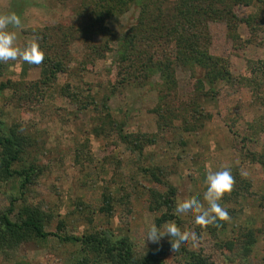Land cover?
Instances as JSON below:
<instances>
[{
	"label": "rangeland",
	"instance_id": "rangeland-1",
	"mask_svg": "<svg viewBox=\"0 0 264 264\" xmlns=\"http://www.w3.org/2000/svg\"><path fill=\"white\" fill-rule=\"evenodd\" d=\"M79 1L0 0V15L15 13L20 17V28H8L16 34V47L23 49L34 36L41 46L42 34L54 32L55 36L57 28H65L72 22L73 9ZM235 13L243 20L252 15L255 24L249 27L242 22L235 32L229 31L224 22L207 24L211 37L209 53L226 60L232 76L230 81L218 84L213 97L204 102V110L211 114V119L200 131L185 132L181 121L176 120L171 128L159 132L153 113L157 95L150 86L119 88L111 96L108 107L115 121L123 124V132L158 134L155 144L146 146L141 155L114 132L108 135L107 126L100 136L94 135L93 128L99 126L93 122L95 113L91 109L79 110L59 95L66 85L78 88L84 96L92 94L98 101L109 92L115 80V43L102 59H88L83 44L73 43L68 48L70 56L63 58L67 71L58 75L53 90L41 103L18 104L10 98L11 91L0 97L5 123H22L30 138L37 142L36 159L45 172L32 188L28 201L42 203L53 214V222L46 231L57 233V223L64 221L60 236L79 237L92 229L109 230L115 237H128L136 249L144 250L154 243L146 241L149 224L156 216L148 211L149 190L163 193L166 189L138 173V166L166 167L171 174L167 180L177 190L176 203L193 199L200 200L205 207L206 175L230 169L242 186L249 188H239L235 183L232 192L225 195L221 204L230 220L218 221L223 226L215 228V232L196 225L194 217L178 214L183 222L181 231H194L199 237L196 247L189 244L185 250L201 252L213 264H238L241 235L251 229L255 231L256 243L249 261L263 264L264 105L257 104L249 88L239 81L250 78L251 63L264 61V5L239 6ZM137 16L138 9L131 7L110 19L109 27L122 36ZM58 37L59 34L55 40ZM0 64L2 83L11 81L27 86L40 77V65L29 64L20 57ZM176 78L179 94L190 97L194 81L191 72L177 68ZM157 80L155 75L151 82ZM14 188L15 184L0 183V210L9 205ZM105 191L111 193L113 201L128 193L129 205L114 206V212L105 216L99 211ZM166 241L170 240L165 237L158 243ZM77 249L76 243L62 242L51 235L44 242L23 245L14 256L0 255V264H72ZM185 255L183 250L174 252L171 248L164 260L166 264H185Z\"/></svg>",
	"mask_w": 264,
	"mask_h": 264
},
{
	"label": "trees",
	"instance_id": "trees-1",
	"mask_svg": "<svg viewBox=\"0 0 264 264\" xmlns=\"http://www.w3.org/2000/svg\"><path fill=\"white\" fill-rule=\"evenodd\" d=\"M253 4L264 5V0H80L73 9L72 22L65 28H57L55 36L59 34L58 39L55 40L54 32L47 36L42 34L40 50L44 59L38 64L39 79L27 86L18 82H0V97L11 91L10 98L18 101V104L41 103L53 90L58 75L67 71L63 58L70 56L68 48L73 43L83 44L88 51V59L104 58L105 52H109L115 43V80L109 92L107 90L106 94H102L98 101L92 94L84 96L78 88L66 85L59 90V95L69 99L79 110L91 109L95 113L93 122L99 126L93 128L94 135L100 136L107 126L108 135L114 132L123 143L132 146L141 155L146 146L155 144L158 134L131 135L123 132V124L115 121L110 113L108 102L111 96L119 88L150 86L157 95L153 113L157 117L159 132L171 128L176 120L181 121V128L185 132L200 131L205 122L211 119V114L204 110V102L213 97L218 84L230 81L232 76L227 61L209 53L211 37L207 24L224 22L231 32H235L242 22L250 27L255 24L253 16L239 19L235 8ZM131 7L138 9L136 21L124 35L118 36L109 27L108 21L128 12ZM95 40L101 43L96 44ZM177 68L188 70L193 76V91L188 98L179 94ZM155 75H158V80L151 82ZM249 77L239 82L249 88L257 104L264 105V61L250 64ZM1 116L2 109L0 183L15 184L16 188L9 205L0 210V255L14 256L23 245L44 242L52 235L62 242L78 245L72 264H166L164 257L167 250L172 248L170 241L151 243L139 251L128 237H115L109 230L92 229L79 237L60 236L58 233L63 231L65 223L59 221L55 235L46 231L53 222V214L42 203L28 201L32 188L45 172L36 159L37 142L30 138L22 123L7 124ZM136 171L166 189L163 193L156 189L149 190L148 211L156 215L153 222L159 227L175 221L181 229L182 219L174 214L177 190L167 180L170 171L158 165L138 166ZM233 177L241 188L242 184ZM127 198L128 193H125L119 196L118 201H113L111 193L105 191L99 211L110 216L114 206L129 205ZM218 226L221 228L223 225L217 221L212 228H207L215 232ZM254 233V230L246 229L241 235L238 264H253L249 261V254L256 243ZM226 247L230 249V243ZM181 250L186 254L185 264H213L201 252L186 251L185 248Z\"/></svg>",
	"mask_w": 264,
	"mask_h": 264
},
{
	"label": "clouds",
	"instance_id": "clouds-1",
	"mask_svg": "<svg viewBox=\"0 0 264 264\" xmlns=\"http://www.w3.org/2000/svg\"><path fill=\"white\" fill-rule=\"evenodd\" d=\"M9 26L15 28L22 26V21L17 14L0 15V62H8L20 57L29 64H40L44 54L40 50L39 38L34 36L23 49H19L16 47V34L8 31ZM204 183L206 191L203 194V200L207 203V207L200 200H179L175 205L174 214L194 217L195 224L202 228L215 225L217 221H229L230 216L221 201L226 194L232 192L235 184L231 170L210 171ZM165 237L170 240L174 252L189 244L196 247L199 243L196 232H182L175 221L166 222L159 227L154 222L149 224L146 241L158 243Z\"/></svg>",
	"mask_w": 264,
	"mask_h": 264
}]
</instances>
